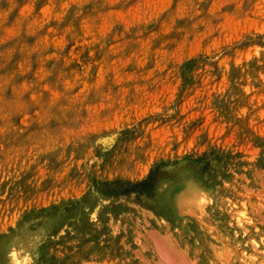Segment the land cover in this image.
<instances>
[{"label": "rangeland", "instance_id": "obj_1", "mask_svg": "<svg viewBox=\"0 0 264 264\" xmlns=\"http://www.w3.org/2000/svg\"><path fill=\"white\" fill-rule=\"evenodd\" d=\"M263 253L264 0H0V264Z\"/></svg>", "mask_w": 264, "mask_h": 264}, {"label": "bare ground", "instance_id": "obj_2", "mask_svg": "<svg viewBox=\"0 0 264 264\" xmlns=\"http://www.w3.org/2000/svg\"><path fill=\"white\" fill-rule=\"evenodd\" d=\"M105 142V141H104ZM186 190H188V192H189V196L192 198V199H195L196 197H199V196H201V194L202 195H204V194H206L203 190H201L199 187H194V186H190V185H188V187H187V189ZM209 193V192H208ZM215 198V197H214ZM217 199V198H216ZM210 200V199H209ZM222 200V199H221ZM202 201V200H201ZM226 204V203H225ZM234 204V203H233ZM240 208V207H239ZM232 210V209H231ZM235 210V209H234ZM233 210V211H234ZM237 210V209H236ZM239 210V209H238ZM223 215V214H222ZM233 216V215H232ZM246 217V216H245ZM237 218H238V216H237ZM235 219V218H234ZM251 219V218H250ZM249 219V220H250ZM241 220V219H240ZM240 220L238 221V222H240ZM245 222H246V220H244ZM228 222V221H227ZM248 222H250V221H248ZM229 223V222H228ZM245 227V226H244ZM244 227H243V229H244ZM254 227V226H253ZM252 227V228H253ZM235 230V229H234ZM237 234V233H236ZM245 243V242H244ZM251 244V243H250ZM243 248H245L244 246H243ZM248 252V251H247ZM253 252V251H252ZM251 253V252H250ZM264 254V253H263ZM13 258L15 259V262L16 263H19L20 261H22L21 260V255H22V253L20 252V251H18V250H15V251H13ZM261 256V255H260ZM21 257V258H20ZM253 257V256H252ZM253 259V258H252ZM261 259V258H260Z\"/></svg>", "mask_w": 264, "mask_h": 264}]
</instances>
